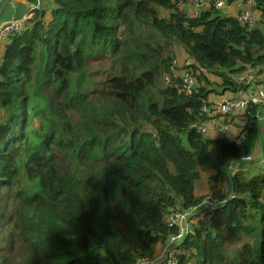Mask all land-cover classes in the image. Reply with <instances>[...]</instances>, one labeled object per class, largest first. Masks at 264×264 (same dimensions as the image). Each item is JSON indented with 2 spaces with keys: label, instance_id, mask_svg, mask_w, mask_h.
<instances>
[{
  "label": "trees",
  "instance_id": "1",
  "mask_svg": "<svg viewBox=\"0 0 264 264\" xmlns=\"http://www.w3.org/2000/svg\"><path fill=\"white\" fill-rule=\"evenodd\" d=\"M50 2L0 51V264H133L166 241L168 211L204 199L176 264H264V166L240 165L255 143L264 154V106L246 109L240 140L198 132L244 68L262 83L264 0L249 30L211 7L188 19L176 0ZM185 57L190 94L171 66Z\"/></svg>",
  "mask_w": 264,
  "mask_h": 264
},
{
  "label": "built area",
  "instance_id": "2",
  "mask_svg": "<svg viewBox=\"0 0 264 264\" xmlns=\"http://www.w3.org/2000/svg\"><path fill=\"white\" fill-rule=\"evenodd\" d=\"M2 0H0V3ZM14 6L13 3H11ZM251 0L237 1L229 5L224 0H176V9L182 11L188 19L197 18L200 11L211 7L224 15H230L243 28L252 29L258 22V17L250 11ZM41 11V0H30L29 8L24 15L17 20L0 22V44L8 40L12 35L20 33L25 23L33 18L34 13ZM191 62L183 58L182 62L174 59L172 67H176L182 90L190 94L195 85V79L190 69ZM180 68V69H179ZM236 82L244 85L243 90L226 92L219 96H212L202 105V111L208 115V119L198 125L201 135H211L226 141H232L236 137L242 139L241 132L247 123L246 109L248 107L264 106V88L256 83L257 68L246 67L234 78ZM256 122L259 138L264 139V111L258 113ZM264 156V154H263ZM235 167L230 164L228 170ZM219 188L223 193L228 192L227 180H221ZM212 203L204 199L198 205L184 210H170L163 219L169 229L164 244L151 256H143L135 260L133 264H176L177 245L187 234H191L197 222L205 221L208 208Z\"/></svg>",
  "mask_w": 264,
  "mask_h": 264
},
{
  "label": "rangeland",
  "instance_id": "3",
  "mask_svg": "<svg viewBox=\"0 0 264 264\" xmlns=\"http://www.w3.org/2000/svg\"><path fill=\"white\" fill-rule=\"evenodd\" d=\"M4 9V8H3ZM5 10L3 11V13ZM258 81H262L260 84L262 87H264V76H261L258 78ZM215 96H219V94H215ZM263 159L264 156L261 154L259 149V144L255 143V146L249 156L243 160L244 163H241L240 165L245 168V171L249 172L251 175H255L256 173H260L263 168ZM242 161V162H243ZM199 171V180L195 184L194 192L198 195H207V180L209 176L212 174V171L207 166H202L198 168ZM223 172V178L227 179V169L224 167L222 169ZM263 172V171H262ZM261 172V173H262ZM191 264V263H188Z\"/></svg>",
  "mask_w": 264,
  "mask_h": 264
},
{
  "label": "crops",
  "instance_id": "4",
  "mask_svg": "<svg viewBox=\"0 0 264 264\" xmlns=\"http://www.w3.org/2000/svg\"><path fill=\"white\" fill-rule=\"evenodd\" d=\"M50 1L51 0H42L41 1L42 6H43V7H41V9L45 13L46 17L48 16L49 10L51 8V2ZM11 3H13L14 6H12ZM19 3H24V4L29 5L30 0H8L7 3L5 4V6L3 7L4 9H2L0 12V22L10 20L12 18L13 12L15 11L17 4H19ZM4 10H5V12L3 13ZM5 42H2L0 44V51H1L2 47L4 46Z\"/></svg>",
  "mask_w": 264,
  "mask_h": 264
},
{
  "label": "water",
  "instance_id": "5",
  "mask_svg": "<svg viewBox=\"0 0 264 264\" xmlns=\"http://www.w3.org/2000/svg\"><path fill=\"white\" fill-rule=\"evenodd\" d=\"M7 1L8 0H2V2L0 3V12L3 9V7L5 6V4L7 3ZM28 8H29L28 4H24V3L17 4L11 19H13V20L19 19L22 15H24L26 13ZM233 166L236 168L238 166V163H234Z\"/></svg>",
  "mask_w": 264,
  "mask_h": 264
}]
</instances>
